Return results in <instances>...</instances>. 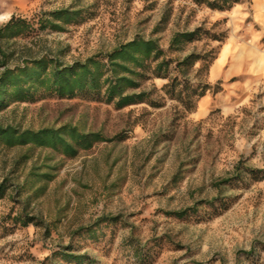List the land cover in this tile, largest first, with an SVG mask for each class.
Returning a JSON list of instances; mask_svg holds the SVG:
<instances>
[{
	"label": "rangeland",
	"instance_id": "obj_1",
	"mask_svg": "<svg viewBox=\"0 0 264 264\" xmlns=\"http://www.w3.org/2000/svg\"><path fill=\"white\" fill-rule=\"evenodd\" d=\"M226 13L195 0H0V23L17 16L32 29L0 43L10 68L42 57L69 66L138 37L163 51L136 77L140 103L35 94L0 109V126L102 137L72 157L0 144V264H264V86L208 79L225 40L250 42L247 20ZM190 54L197 61L178 67ZM161 58L171 63L157 74ZM21 212L33 220L15 221ZM61 247L83 263L53 253Z\"/></svg>",
	"mask_w": 264,
	"mask_h": 264
},
{
	"label": "trees",
	"instance_id": "obj_2",
	"mask_svg": "<svg viewBox=\"0 0 264 264\" xmlns=\"http://www.w3.org/2000/svg\"><path fill=\"white\" fill-rule=\"evenodd\" d=\"M205 3L208 7L220 12L229 10L234 4L241 0H195ZM58 21L67 22L73 17L69 11H53L50 13ZM39 21V20H38ZM53 26L52 22H40L39 28ZM32 31L24 19L11 16L6 22L0 23V43ZM190 33L174 34L171 43L176 42L180 37L187 38ZM1 45V44H0ZM163 53L158 44L151 39L141 37L133 38L103 57L91 56L82 62H73L69 66H61L56 61H51L45 57L27 60L16 67H7L3 59L6 54L0 46V109L7 105V100L28 101L34 99L35 94L57 95L59 97H70L78 93L90 95L91 97H103L104 100L114 101L117 108L124 105L137 104L146 99L142 91H135L139 86L138 77L140 70L146 68L147 62L156 61ZM177 62L178 67L182 65L191 66L197 59L192 55H187ZM168 59L161 58L156 66L157 74L167 73ZM173 82L167 86H173ZM209 86L196 88L191 87L190 93L197 96L204 95ZM218 88L216 91H219ZM215 92V91H214ZM6 101V102H5ZM193 106H187V110L192 111ZM102 137L96 132L83 133L77 131L73 126L62 125L57 128H39L36 131L30 129L17 130L10 125L0 126V144L7 147L31 144L35 147H45L57 150L68 156L77 153L78 148L88 149L94 141L101 140ZM247 171H251L248 169ZM258 172L252 170V173ZM47 175V174H46ZM45 175V176H46ZM264 177V169L261 171ZM238 178V177H236ZM226 182V181H223ZM5 180L0 182V198L3 197L6 189ZM183 211H177L175 215H180ZM114 217H102L101 221L114 220ZM33 218L25 213H19L15 221L23 224L32 221ZM84 228H78L80 232ZM47 231V230H46ZM86 231H90L87 228ZM67 247H61L54 254H59L63 260L83 263V255L71 254L67 252Z\"/></svg>",
	"mask_w": 264,
	"mask_h": 264
},
{
	"label": "crops",
	"instance_id": "obj_3",
	"mask_svg": "<svg viewBox=\"0 0 264 264\" xmlns=\"http://www.w3.org/2000/svg\"><path fill=\"white\" fill-rule=\"evenodd\" d=\"M225 11L240 21L247 20L241 35H245L250 42L235 41L232 37L225 40L209 67L208 79L225 83L232 77L241 76V84L247 82L253 88L264 86V0L241 1ZM207 100L204 97L198 109L204 108Z\"/></svg>",
	"mask_w": 264,
	"mask_h": 264
}]
</instances>
